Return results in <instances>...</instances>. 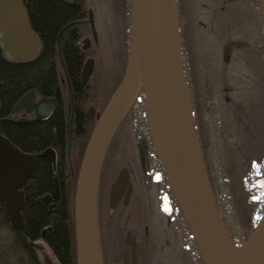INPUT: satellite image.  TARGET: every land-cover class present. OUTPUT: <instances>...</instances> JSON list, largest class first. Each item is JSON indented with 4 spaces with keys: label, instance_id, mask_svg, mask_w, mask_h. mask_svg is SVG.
Returning <instances> with one entry per match:
<instances>
[{
    "label": "flooded vegetation",
    "instance_id": "obj_1",
    "mask_svg": "<svg viewBox=\"0 0 264 264\" xmlns=\"http://www.w3.org/2000/svg\"><path fill=\"white\" fill-rule=\"evenodd\" d=\"M64 1L76 13L61 27L58 36L65 27L62 35L70 29L76 31V43L83 58L77 77L73 79L58 44L60 62L56 66L60 72L56 90L32 89L35 92L32 104L16 112L13 109L18 100L2 113L0 101V134L17 148L13 155L18 175L31 166L30 174L19 188L24 200L23 226L27 197L51 213L50 223L43 228L41 237L28 241L35 253L45 247L44 243L48 244L46 233L53 225L60 221L66 224L71 218L73 184L86 145L98 116L122 80L128 60L131 0ZM177 6L191 109L215 193L214 148L226 181L221 151L223 133L233 134L235 143L238 135L244 138L258 135L260 144L256 152L264 150V30L258 0H177ZM112 46L117 48L118 55L127 54L125 68L106 79L109 70L101 59H104L103 49ZM88 60L94 62L93 71L84 80L83 69ZM97 68L103 74L100 79L99 76L96 79ZM130 111L126 116L131 114L132 125L129 129L123 120L101 171L99 225L104 264H203L155 152L142 96ZM61 122L63 131L58 132ZM8 124L33 127L43 138L52 127L56 137L28 147L16 139L13 131L5 130ZM125 127L132 133L128 146L120 142ZM120 130L124 132L120 134ZM2 157L9 156L4 152ZM2 178H6V172L0 173ZM37 179L42 182L50 179L51 184L38 189ZM217 203L224 215L218 200ZM231 211L235 214L232 204ZM0 213L14 232L18 234L22 230L23 227L19 230L12 227L1 195ZM229 229L237 243L246 237L245 231L236 236L230 226Z\"/></svg>",
    "mask_w": 264,
    "mask_h": 264
},
{
    "label": "water",
    "instance_id": "obj_2",
    "mask_svg": "<svg viewBox=\"0 0 264 264\" xmlns=\"http://www.w3.org/2000/svg\"><path fill=\"white\" fill-rule=\"evenodd\" d=\"M258 6L264 30V0H258ZM65 29L59 33V46ZM40 46L24 0H0V50L4 56L11 61H29ZM93 64V60L85 63L84 80L93 71ZM34 96V91L26 93L13 111L31 105ZM140 96L155 152L203 264H264V211L248 237L237 243L216 202L191 109L177 0H131L126 72L98 116L77 178L74 223L78 264H104L99 225L101 171L114 135ZM16 149L0 134V173L6 172V178L0 179V195L12 227L19 230L24 224L19 188L31 166L18 175L13 155ZM4 152L9 156L6 159ZM212 154L218 188L229 201L215 148Z\"/></svg>",
    "mask_w": 264,
    "mask_h": 264
},
{
    "label": "trees",
    "instance_id": "obj_3",
    "mask_svg": "<svg viewBox=\"0 0 264 264\" xmlns=\"http://www.w3.org/2000/svg\"><path fill=\"white\" fill-rule=\"evenodd\" d=\"M24 3L29 14L31 25L41 40V48L34 58L24 62L8 60L0 50L1 113L9 105L15 103L20 97L32 89L51 92L58 88L60 72L56 66L60 62L58 31L62 26L71 21L72 16L76 13L74 8L64 0H24ZM77 40L76 31L71 29L69 32L63 34L60 39L63 57L69 65V71L73 79L77 77L80 65L83 63L81 52L78 49L79 46L76 43ZM58 126L60 128L58 129L57 127V131L60 132V129L63 131V122ZM4 128L9 132L13 131L16 139L28 147L42 145L49 139L54 140L56 137L53 134L52 127H50L49 134L45 138L33 127L11 126V124H8ZM245 136L247 140L243 135H238V141L236 143H230L226 150L228 149L230 155L227 159L228 164H230V159L232 161L230 167L233 173H235L234 178L242 170L241 182L239 180L237 183H241L244 186V189L241 190L245 191V195L247 196V202H245L242 208V212L244 211L243 219L245 221L249 220L253 227L264 211V157L261 155V153H264V150L259 151V153L256 152L260 144L258 135ZM262 148H264V145ZM243 150H246L247 153H244ZM250 158L253 160L249 161ZM242 161L244 164H248L249 169L246 166H241ZM228 164H226V169H229ZM228 175L225 172L227 181L232 179ZM47 178L49 177L47 176ZM36 181L39 184H36L35 187L40 186L38 189L41 190L51 184L50 179L45 182L38 181V179ZM75 186L76 182L73 184V200L75 197ZM229 190L231 191L230 188ZM69 208L71 212L69 222L63 224L60 221L59 224L53 225L45 237L59 264H78L74 214L72 208ZM25 209L24 215L26 223L17 234V239L30 256L32 264H42L33 247L28 244V241L41 237L43 228L50 223L51 213L47 211V207L36 204L30 197H27ZM234 212L237 218L236 211L234 210ZM63 215L65 216V211ZM237 220L239 221L238 218Z\"/></svg>",
    "mask_w": 264,
    "mask_h": 264
},
{
    "label": "rangeland",
    "instance_id": "obj_4",
    "mask_svg": "<svg viewBox=\"0 0 264 264\" xmlns=\"http://www.w3.org/2000/svg\"><path fill=\"white\" fill-rule=\"evenodd\" d=\"M107 45H108V42H107ZM120 46L121 45L119 44V46H118L119 52L121 51V49L119 48ZM103 51H104V53H103L104 59H101V57H100V59H101V61H103L104 66L109 70L108 73L110 75L106 73V79L107 78L110 79V78H112L113 75L116 74V72L118 70L122 69V71H123V69L125 68V62H126V55L127 54L122 53V54L118 55L117 48H115L114 46H112L111 48L108 47L107 49L104 48ZM124 57H125V60H124ZM101 69H102V67H101ZM103 72H105V71L103 70ZM100 73H101L100 69H98L96 71V74H97L96 79L98 78V76L100 79V76L103 75V74L100 75ZM106 79H104L103 84L104 83L106 84ZM98 83L99 82H97V84ZM104 88H105V90H107V87H104ZM125 119H127V120H125ZM125 119H124L125 124L123 122H122V124H124V126L126 125L130 129V126L132 125L131 114L128 116V118L126 116ZM121 127H122V125H120L119 129ZM129 129L127 130V128L125 127L124 128L125 134L120 136V142H121L122 146H128V144H130V138L132 139V133H130ZM231 137L232 136L229 135L228 133H223V135H222L223 150L221 147V151L224 153L222 155L223 166L225 168L224 172H226V175L229 174L228 176L230 179L232 177L231 180L225 181L226 182V190H227V193L229 195L228 196L229 201L233 205L234 210L236 211L237 218L239 219V223L242 226L243 232L245 231V234L247 235L251 231V228H252V224H250V221L249 220L245 221L243 219V217H244L243 212L244 211L242 212V208H243L245 202H247V196L245 195V191L241 190V189H244V186L241 183H237V182H239V180L241 182V175L243 173L241 170V172H239L240 174H238L237 177L234 178L235 173H233V170L230 167V164L232 165V161L230 159V164H228V160H227L228 157H230V155L228 153V149L226 150V148L228 147V145L230 143H234V140ZM206 138H207V136H206ZM263 154L261 153V155H263ZM118 156H119V154H118ZM118 156H117V158H118ZM122 157H124L123 154H122ZM250 160H251V158L249 159V161ZM226 164H228L229 169H226ZM241 166H243V167L246 166L248 168V164L247 163L244 164L243 161L241 162ZM208 168L210 171V163L208 164ZM232 180H233V182H232ZM229 182H230V184H229ZM229 185H230V187H229ZM229 188L231 189V191L229 190ZM216 190H217V192L215 191V193H216L215 198L218 200L220 207L224 212L223 216L225 217L224 218L225 221L231 227L234 235H236V236L240 235L241 234L240 229H238L239 227H238V225L235 221L234 215L231 211L230 203L227 199V196L226 195L222 196L220 194L217 184H216ZM1 215L2 214L0 213V264H32L30 256L27 254L23 245L17 239V237H18L17 232H14V230L9 226L8 222L6 224L4 223L5 220ZM44 245H45V247L42 250L38 249L36 251V255L38 256V259L41 261V263L47 264L46 257H48L52 262H56V264H59L58 260L56 259L55 255L53 254L49 245L47 243H44Z\"/></svg>",
    "mask_w": 264,
    "mask_h": 264
},
{
    "label": "bare ground",
    "instance_id": "obj_5",
    "mask_svg": "<svg viewBox=\"0 0 264 264\" xmlns=\"http://www.w3.org/2000/svg\"><path fill=\"white\" fill-rule=\"evenodd\" d=\"M122 130V129H121ZM120 130V134H122L123 131ZM119 134V133H118ZM244 153H247L246 150H243Z\"/></svg>",
    "mask_w": 264,
    "mask_h": 264
}]
</instances>
